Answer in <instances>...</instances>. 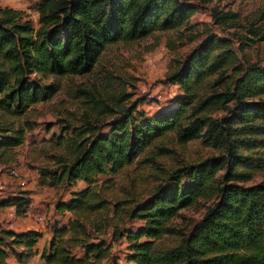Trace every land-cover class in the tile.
I'll list each match as a JSON object with an SVG mask.
<instances>
[{
	"label": "trees",
	"instance_id": "obj_1",
	"mask_svg": "<svg viewBox=\"0 0 264 264\" xmlns=\"http://www.w3.org/2000/svg\"><path fill=\"white\" fill-rule=\"evenodd\" d=\"M38 9L33 26L23 10L0 7L2 112L21 116L57 90L54 83L30 81L32 74H88L108 45L180 26L191 30L187 25L198 6L189 0H41ZM219 14L214 11V23H233L234 14ZM165 81L180 94L151 117L137 103L116 110L100 92L79 89L86 97L82 123L63 121L54 137L63 153L53 155L57 167L47 174L55 185L83 181L85 187L57 205L72 216L53 225L43 264H106L112 245L100 235L109 228L114 240L125 236L131 242L127 264H264V182L241 184L264 168V66L242 61L231 37L206 28L199 43L174 60ZM101 116L111 117L106 131ZM34 125L25 120L3 132L0 127V149L22 144ZM170 133L180 146L199 141L213 153L166 168L156 158L171 150L157 146L147 161L157 166L160 182L147 197L109 199L98 176L144 162L146 150ZM19 193L2 196L0 206L15 205L19 212L28 200ZM201 199L213 202L186 234L170 226L180 210ZM133 219L142 221L135 230L122 226ZM174 233L180 234L175 243H157ZM41 238L39 230L15 232L0 223V264H12L11 256L24 263L38 253ZM77 249L82 257L74 255Z\"/></svg>",
	"mask_w": 264,
	"mask_h": 264
},
{
	"label": "rangeland",
	"instance_id": "obj_2",
	"mask_svg": "<svg viewBox=\"0 0 264 264\" xmlns=\"http://www.w3.org/2000/svg\"><path fill=\"white\" fill-rule=\"evenodd\" d=\"M40 1L0 0V7L23 10L32 25L37 26ZM189 3L198 6L187 25L191 30L180 26L168 31H155L135 42L108 45L93 70L85 75L32 74L30 81L36 79L41 83H54L57 88L54 94L45 101L37 102L21 116L0 111L2 132L8 125L18 126L25 120L35 124L32 130H25L22 144L4 151L0 149V198L24 192L28 199L27 203L20 204L19 212L15 205L0 206V223L7 227L19 226V222L27 217L42 232L36 246L38 253L22 264L44 263L41 253L45 249L47 251L53 225H65L72 216L69 211H59L57 205L69 201L72 192L85 187L83 181L55 185L47 174L57 167L53 155L63 153V149L58 148L54 141L55 136L61 135L63 121H71L78 126L82 123L80 117L86 112V97L78 93L79 89L100 92L103 103L116 110L137 103V110L151 117L169 105L172 97L180 94L179 87L166 82L165 76L174 60L183 58L199 43L206 28H212L219 36L231 37L242 61L264 66V0H189ZM214 11L220 12L219 15L226 12L234 14L233 23L230 26L214 23ZM240 37H246L242 39L244 43H240ZM152 45H156L155 48H151ZM110 119L109 116L100 117L102 131L108 130L106 125ZM174 137L170 133L156 141L143 155L144 162H135L116 175H99L101 190L113 200H128L133 196L146 198L160 182L157 179V166L147 161L160 145L171 150L168 155L156 158L157 164L166 168L176 166L180 160L194 162L213 153L199 141L180 146ZM9 169H15L17 175L12 177ZM252 172L251 179L241 184L264 182L263 167ZM212 202L213 199H201L195 205L180 210L169 222L170 226L186 234ZM36 215L42 216L43 220L38 221ZM141 224V220L133 219L123 222L122 226L135 230ZM100 238L112 245V255L106 264H127L131 242L125 236L114 240L109 228ZM179 238L180 234L174 233L157 243L171 245ZM74 255L82 257L83 252L77 249ZM9 262H15L12 256Z\"/></svg>",
	"mask_w": 264,
	"mask_h": 264
},
{
	"label": "crops",
	"instance_id": "obj_3",
	"mask_svg": "<svg viewBox=\"0 0 264 264\" xmlns=\"http://www.w3.org/2000/svg\"><path fill=\"white\" fill-rule=\"evenodd\" d=\"M2 197V196H1ZM2 224V223H1ZM2 226L4 227V228H7V229H12V230H14L15 232H22V231H26V230H29V229H35V230H38L37 229V227L36 226H34L33 225V223L31 222V220L29 219V218H25V220L24 221H22V222H19V226H14V227H12V226H4L3 224H2ZM15 260V259H14ZM10 263H12V264H16L15 262H10Z\"/></svg>",
	"mask_w": 264,
	"mask_h": 264
},
{
	"label": "built area",
	"instance_id": "obj_4",
	"mask_svg": "<svg viewBox=\"0 0 264 264\" xmlns=\"http://www.w3.org/2000/svg\"><path fill=\"white\" fill-rule=\"evenodd\" d=\"M8 171H9V173H10V175H11L12 177L17 175L15 169H9ZM20 183H21L22 185L24 184L23 181H21ZM36 218H37L38 221H42V220H43L42 216H40V215H36Z\"/></svg>",
	"mask_w": 264,
	"mask_h": 264
}]
</instances>
